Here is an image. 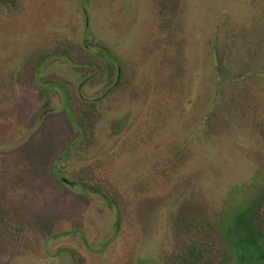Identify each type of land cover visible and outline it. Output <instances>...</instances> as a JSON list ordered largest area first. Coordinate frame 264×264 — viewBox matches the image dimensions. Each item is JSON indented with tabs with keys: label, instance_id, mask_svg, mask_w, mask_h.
Masks as SVG:
<instances>
[{
	"label": "rangeland",
	"instance_id": "1",
	"mask_svg": "<svg viewBox=\"0 0 264 264\" xmlns=\"http://www.w3.org/2000/svg\"><path fill=\"white\" fill-rule=\"evenodd\" d=\"M263 189L264 0H0V264H264Z\"/></svg>",
	"mask_w": 264,
	"mask_h": 264
},
{
	"label": "trees",
	"instance_id": "2",
	"mask_svg": "<svg viewBox=\"0 0 264 264\" xmlns=\"http://www.w3.org/2000/svg\"><path fill=\"white\" fill-rule=\"evenodd\" d=\"M226 67L224 66L223 59L218 60V71H225ZM65 94V93H64ZM72 122L75 124V126L79 130V134L84 137L86 136L87 129L84 125H82L78 120L72 118ZM82 185L92 191L98 192L104 197L107 198V195L102 192L98 187L92 186L88 183H82ZM236 226L243 225L246 227L248 234L250 236L246 237V242L249 244L253 242L252 239L258 237L261 238L264 236V189L256 197L255 200L249 205V207L238 214L235 222ZM0 227H3V229L8 230L9 232H12V237L14 241L21 240V235L27 234V231L29 229L28 224L25 222V220L22 218V216L16 212L13 208L11 210L4 205L0 204ZM183 249H184V256L183 258H180L179 260L185 261L187 260L188 254L195 255V259L193 261V264H199L201 263L200 258L206 257L207 253L205 250V247L203 245L199 244V242L192 240L191 243L182 242ZM178 258V256H177ZM211 259H209L210 261ZM210 261L208 262L211 264Z\"/></svg>",
	"mask_w": 264,
	"mask_h": 264
}]
</instances>
